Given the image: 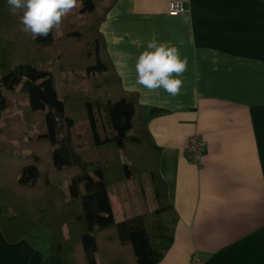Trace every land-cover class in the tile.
Listing matches in <instances>:
<instances>
[{
	"label": "trees",
	"instance_id": "trees-1",
	"mask_svg": "<svg viewBox=\"0 0 264 264\" xmlns=\"http://www.w3.org/2000/svg\"><path fill=\"white\" fill-rule=\"evenodd\" d=\"M116 1L78 0L33 38L0 0V229L49 231L42 264H157L174 240L161 146L101 28Z\"/></svg>",
	"mask_w": 264,
	"mask_h": 264
},
{
	"label": "crops",
	"instance_id": "crops-1",
	"mask_svg": "<svg viewBox=\"0 0 264 264\" xmlns=\"http://www.w3.org/2000/svg\"><path fill=\"white\" fill-rule=\"evenodd\" d=\"M185 1L186 12L169 14V0H117L101 24L128 89L153 34L188 60L178 96L136 85L179 214L157 264H191L194 254L205 264H264V0ZM194 132L198 162L187 155ZM46 240L9 241L0 229V264H41Z\"/></svg>",
	"mask_w": 264,
	"mask_h": 264
},
{
	"label": "clouds",
	"instance_id": "clouds-1",
	"mask_svg": "<svg viewBox=\"0 0 264 264\" xmlns=\"http://www.w3.org/2000/svg\"><path fill=\"white\" fill-rule=\"evenodd\" d=\"M184 0H177L174 7L184 12ZM10 13L19 15L25 33L33 38H47L53 29L58 28L74 8L78 0H7ZM124 67L126 63L121 61ZM187 58H181L179 49L168 42L157 43L155 34L147 43L135 63L136 81L129 91H139L136 85L150 92L163 89L175 97L183 87V74L187 71Z\"/></svg>",
	"mask_w": 264,
	"mask_h": 264
},
{
	"label": "built area",
	"instance_id": "built-area-1",
	"mask_svg": "<svg viewBox=\"0 0 264 264\" xmlns=\"http://www.w3.org/2000/svg\"><path fill=\"white\" fill-rule=\"evenodd\" d=\"M176 2L177 0H169L168 7H167V11L169 14L183 13V12L177 11V9L174 7ZM182 6L185 9L184 12H186L188 10V7L186 5L185 0ZM202 149H203L202 136L200 133L194 132L189 139V143L187 146V155L192 161L198 162L201 156V153H202ZM191 264H205V262L202 257H200L197 254H194L191 258Z\"/></svg>",
	"mask_w": 264,
	"mask_h": 264
},
{
	"label": "rangeland",
	"instance_id": "rangeland-1",
	"mask_svg": "<svg viewBox=\"0 0 264 264\" xmlns=\"http://www.w3.org/2000/svg\"><path fill=\"white\" fill-rule=\"evenodd\" d=\"M118 208H119V204L117 203L116 206L113 208L114 214H115L116 218H122L123 215L120 211V208L119 209ZM130 213L131 212L129 211L128 214H130ZM43 238L47 239L48 241H49V239L51 240V233L47 230H43L41 232V239H43Z\"/></svg>",
	"mask_w": 264,
	"mask_h": 264
},
{
	"label": "water",
	"instance_id": "water-1",
	"mask_svg": "<svg viewBox=\"0 0 264 264\" xmlns=\"http://www.w3.org/2000/svg\"><path fill=\"white\" fill-rule=\"evenodd\" d=\"M41 264H42V262H41Z\"/></svg>",
	"mask_w": 264,
	"mask_h": 264
}]
</instances>
